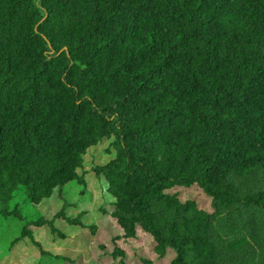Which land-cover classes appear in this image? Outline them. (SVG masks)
Listing matches in <instances>:
<instances>
[{"label": "trees", "instance_id": "16d2710c", "mask_svg": "<svg viewBox=\"0 0 264 264\" xmlns=\"http://www.w3.org/2000/svg\"><path fill=\"white\" fill-rule=\"evenodd\" d=\"M107 140L87 264H264V0H0V214Z\"/></svg>", "mask_w": 264, "mask_h": 264}, {"label": "rangeland", "instance_id": "374dc122", "mask_svg": "<svg viewBox=\"0 0 264 264\" xmlns=\"http://www.w3.org/2000/svg\"><path fill=\"white\" fill-rule=\"evenodd\" d=\"M109 144L110 140H107L84 156L82 169L78 171L84 174L85 184L72 180L63 187H57L51 197L39 204L24 201L27 199L26 194L18 193L14 205H17L23 219L0 214V264H67L70 260L87 264L94 255L92 232H123L117 225L110 226V221L103 214L114 198L108 189L107 180L97 174L96 169L113 158L106 151ZM42 216L51 220L52 224L40 227L28 225L41 246L29 236L13 243L29 220ZM68 218L79 219L80 223L71 224ZM53 228L58 231L55 232ZM42 250L49 254L42 253ZM57 255L67 260L55 258Z\"/></svg>", "mask_w": 264, "mask_h": 264}]
</instances>
